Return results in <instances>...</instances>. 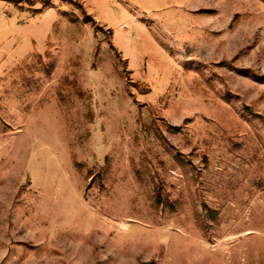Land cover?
I'll use <instances>...</instances> for the list:
<instances>
[{
  "label": "rangeland",
  "instance_id": "obj_1",
  "mask_svg": "<svg viewBox=\"0 0 264 264\" xmlns=\"http://www.w3.org/2000/svg\"><path fill=\"white\" fill-rule=\"evenodd\" d=\"M0 264H264V0H0Z\"/></svg>",
  "mask_w": 264,
  "mask_h": 264
},
{
  "label": "trees",
  "instance_id": "obj_2",
  "mask_svg": "<svg viewBox=\"0 0 264 264\" xmlns=\"http://www.w3.org/2000/svg\"><path fill=\"white\" fill-rule=\"evenodd\" d=\"M28 1V0H27ZM36 11H39V9H36ZM84 23H89L92 22V19H90L89 17L85 16L83 19ZM94 26V23L92 24ZM176 129V128H175ZM213 212L211 210H207V214H212ZM212 219V218H211Z\"/></svg>",
  "mask_w": 264,
  "mask_h": 264
}]
</instances>
